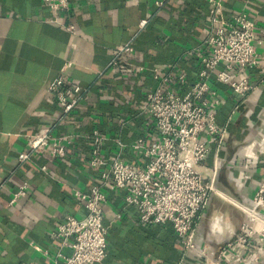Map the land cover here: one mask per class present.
<instances>
[{"label":"crops","instance_id":"crops-1","mask_svg":"<svg viewBox=\"0 0 264 264\" xmlns=\"http://www.w3.org/2000/svg\"><path fill=\"white\" fill-rule=\"evenodd\" d=\"M66 1L67 9L53 10L45 0H0V264L64 262L70 240L56 231L67 216H85L76 193L100 183L89 165L87 135L97 130L106 137L104 158L142 168L144 147L133 145L157 139L142 108L154 87L149 69L170 72L167 87L182 92L210 52V0H165L160 7L158 0ZM213 1L223 19L245 14L254 23L259 58L249 70L229 71L254 86L246 96L215 81L223 64L209 81L207 98L217 103L216 125L225 134L196 168L205 178L215 174L217 193L199 221L194 247L182 257V240L169 223H140L137 210L125 204V191L106 187L107 256L95 264H264V236L239 241L248 224L242 207L264 185V0ZM125 44L132 52L111 67L114 50ZM67 63L69 81L90 89L76 116L55 123L59 109L47 87ZM181 74L188 85L177 82ZM51 125L52 134L70 136L65 154L52 159L47 147L20 162L18 156L29 152L28 138ZM217 217L220 232L213 229Z\"/></svg>","mask_w":264,"mask_h":264},{"label":"built area","instance_id":"built-area-1","mask_svg":"<svg viewBox=\"0 0 264 264\" xmlns=\"http://www.w3.org/2000/svg\"><path fill=\"white\" fill-rule=\"evenodd\" d=\"M45 1L53 10L67 9L68 6L66 0ZM164 1L158 0L155 4L160 7ZM209 2L213 6L210 10L213 30L207 40L210 52L201 59L196 81L182 92L174 91L167 87L171 81L170 72L157 67L149 69L154 87L144 96L142 108L152 120L157 139L145 147L144 140L139 138L133 145L135 149L144 147V166L137 168L120 158H104L101 148L106 137L97 130L87 135L89 165L99 172L100 183L88 193H76L86 210L85 216H67L56 231V236L70 240L68 245L72 250L62 264H95L106 258L107 232L102 211L106 187L125 191V204L137 210L140 223H169L182 240V257L194 247L193 237L199 221L212 195L217 193L215 174L205 178L196 168L209 154L210 144L220 147L225 134V130L216 125L217 103H211L207 98L209 81L216 67L223 64L224 69L215 74V81L229 86L240 96H246L254 86L246 78L233 79L229 71L234 67L249 70L259 58L253 43L254 23L245 14L223 19L217 3ZM146 24L147 19H141L139 28ZM68 29L71 31L72 27ZM132 50L131 44L116 48L109 65L118 67L121 56ZM69 66V63L65 64L47 87L59 109L55 123L76 116L90 89L69 81L65 75ZM177 82L182 86L188 85L184 74L177 77ZM53 127L51 125L30 136L27 140L29 152L20 154L18 160L24 162L30 152L47 147L50 158L62 157L70 144V136L52 134ZM242 209L248 224L242 228L239 241L245 243L249 236L254 235L261 240L264 236V185L255 192L252 204ZM220 222L219 217L213 220L215 232L221 231Z\"/></svg>","mask_w":264,"mask_h":264}]
</instances>
